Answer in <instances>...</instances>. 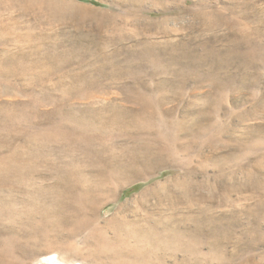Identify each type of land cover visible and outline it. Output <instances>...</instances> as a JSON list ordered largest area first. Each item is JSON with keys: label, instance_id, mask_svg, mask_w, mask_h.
Here are the masks:
<instances>
[{"label": "rangeland", "instance_id": "obj_1", "mask_svg": "<svg viewBox=\"0 0 264 264\" xmlns=\"http://www.w3.org/2000/svg\"><path fill=\"white\" fill-rule=\"evenodd\" d=\"M0 264H264V0H0Z\"/></svg>", "mask_w": 264, "mask_h": 264}, {"label": "bare ground", "instance_id": "obj_2", "mask_svg": "<svg viewBox=\"0 0 264 264\" xmlns=\"http://www.w3.org/2000/svg\"><path fill=\"white\" fill-rule=\"evenodd\" d=\"M61 8H62V7H60L59 10H60V11H63L64 9L61 10ZM47 71H48V70H47ZM49 71H50V69H49ZM164 190H165V189H164Z\"/></svg>", "mask_w": 264, "mask_h": 264}]
</instances>
